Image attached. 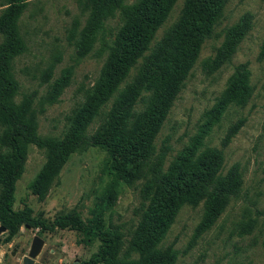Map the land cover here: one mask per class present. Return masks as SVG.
I'll use <instances>...</instances> for the list:
<instances>
[{
	"label": "rangeland",
	"instance_id": "374dc122",
	"mask_svg": "<svg viewBox=\"0 0 264 264\" xmlns=\"http://www.w3.org/2000/svg\"><path fill=\"white\" fill-rule=\"evenodd\" d=\"M134 1L123 0L101 19L100 26L90 30L92 0H25L17 19L22 48L12 60L17 83L15 101L29 103L40 137L64 140L76 127V114L104 74L109 46L123 22L122 10ZM182 4L183 0L175 3L167 20L155 32L151 47L176 22ZM6 6V0H0V14ZM247 14L250 15L249 26L238 37L236 29ZM2 39L0 34V43ZM230 39L234 42L228 41ZM263 39L264 0H227L154 139L150 165L159 163L161 171L186 147L195 144L198 151L205 147L223 150L222 173L226 174L234 165L242 173L237 193L231 196L209 228L199 227L206 209L203 201L180 208L160 244V247L173 245V264H264V58H258ZM150 51L129 69L117 92L88 125L86 136L92 135L106 119L118 91L134 81ZM222 52L225 58L219 62ZM243 63L250 72L252 94L249 100L243 106L229 105L207 130L210 110L226 88L235 67ZM65 73L69 75L67 85L54 100H49L55 80ZM148 95L150 91L142 92L133 105L134 111L145 108ZM238 121H242L240 128L223 145L227 131ZM1 135L0 126V151L5 150ZM105 157L106 152L99 147L82 144L69 155L40 198L31 192L29 184L47 163L48 149L30 143L23 171L15 182L13 207L17 210L28 207L31 217L45 222L73 210L86 217L89 207L108 186ZM145 172L151 174L148 168ZM144 182L145 179L140 178L131 184H121L114 209L106 214V218L122 227L125 233L120 257L125 256L129 233L139 222ZM34 235L40 236L43 243L32 264H77L98 247V241L85 244L82 235L75 230L57 227L40 233V226L25 227L22 223L14 232L6 229L0 234V264H23Z\"/></svg>",
	"mask_w": 264,
	"mask_h": 264
},
{
	"label": "trees",
	"instance_id": "16d2710c",
	"mask_svg": "<svg viewBox=\"0 0 264 264\" xmlns=\"http://www.w3.org/2000/svg\"><path fill=\"white\" fill-rule=\"evenodd\" d=\"M92 1L90 30L100 26L101 19L112 13L123 0ZM177 1L136 0L122 10L123 22L109 46L108 62L101 80L88 93L84 106L76 114L77 125L70 135L64 140H56L40 137L29 103L15 101L17 83L12 73V60L22 48L17 19L25 0H6L7 6L0 14V34L3 37L0 43V126L1 144L5 148L0 151V222L9 233L24 223L40 226V233L57 227L75 230L82 235L85 244L98 241L97 250L77 264H173V245L160 247V244L180 208L184 204L195 206L203 201L206 209L199 227L205 230L237 193L242 173L235 165L226 174L222 173L224 153L216 147L198 151L197 145L191 144L165 171H161L159 163L155 164L156 167L150 165L154 139L196 63L204 39L212 33L227 2L183 0L176 22L151 47L155 32L167 20ZM249 18L247 14L238 25V37L248 28ZM233 40L228 41L233 43ZM148 51L137 77L118 91L106 119L92 135L86 136L88 125L101 113L103 104L117 92L118 85L137 59ZM224 58L222 52L218 61ZM258 58H264V39ZM249 74L245 63L235 67L226 88L209 112L211 119L207 130L229 105L247 103L252 94ZM68 78L65 73L55 80L49 100L61 93ZM143 91H150L147 104L142 110L134 111L133 105ZM241 122L229 128L223 145L236 134ZM30 143L48 149L47 163L29 184L31 192L40 198L60 167L79 146L89 143L106 152L104 172L109 177L108 186L89 207L86 217L73 210L59 213L53 221L45 222L31 217L28 207L22 210L13 207L15 182L23 171ZM147 168L151 174L146 175ZM140 178L145 179V195L139 210V222L129 233L125 256L120 257L125 233L122 227L107 219L106 214L114 209L120 185L131 184Z\"/></svg>",
	"mask_w": 264,
	"mask_h": 264
},
{
	"label": "water",
	"instance_id": "95a60500",
	"mask_svg": "<svg viewBox=\"0 0 264 264\" xmlns=\"http://www.w3.org/2000/svg\"><path fill=\"white\" fill-rule=\"evenodd\" d=\"M25 227H30V226L28 224H25ZM5 230H6V228L0 224V234ZM0 241H1V237H0ZM42 243H43V240L40 236H38V235L33 236L29 252L22 259L23 264H32L34 262V257L38 254V252L42 246ZM13 254H14V252H13Z\"/></svg>",
	"mask_w": 264,
	"mask_h": 264
}]
</instances>
